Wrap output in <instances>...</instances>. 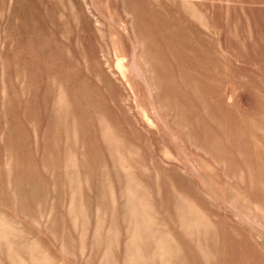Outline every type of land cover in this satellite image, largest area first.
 I'll use <instances>...</instances> for the list:
<instances>
[{
    "label": "rangeland",
    "instance_id": "374dc122",
    "mask_svg": "<svg viewBox=\"0 0 264 264\" xmlns=\"http://www.w3.org/2000/svg\"><path fill=\"white\" fill-rule=\"evenodd\" d=\"M0 264H264V0H0Z\"/></svg>",
    "mask_w": 264,
    "mask_h": 264
}]
</instances>
